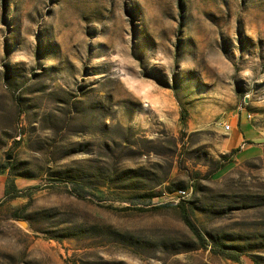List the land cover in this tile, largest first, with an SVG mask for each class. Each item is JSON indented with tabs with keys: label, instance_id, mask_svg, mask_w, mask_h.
Here are the masks:
<instances>
[{
	"label": "rangeland",
	"instance_id": "1",
	"mask_svg": "<svg viewBox=\"0 0 264 264\" xmlns=\"http://www.w3.org/2000/svg\"><path fill=\"white\" fill-rule=\"evenodd\" d=\"M0 264H264V0H0Z\"/></svg>",
	"mask_w": 264,
	"mask_h": 264
},
{
	"label": "crops",
	"instance_id": "2",
	"mask_svg": "<svg viewBox=\"0 0 264 264\" xmlns=\"http://www.w3.org/2000/svg\"><path fill=\"white\" fill-rule=\"evenodd\" d=\"M220 130L223 133V122H220ZM255 129V130H254ZM258 138V132L253 124L245 118L243 112L236 111L230 135L219 144L221 149L229 152L233 149L244 147L252 138Z\"/></svg>",
	"mask_w": 264,
	"mask_h": 264
},
{
	"label": "built area",
	"instance_id": "3",
	"mask_svg": "<svg viewBox=\"0 0 264 264\" xmlns=\"http://www.w3.org/2000/svg\"><path fill=\"white\" fill-rule=\"evenodd\" d=\"M223 126H229L230 130L232 129L231 123H223ZM188 194H189L188 190H185L184 192H178L179 197H186V196H188Z\"/></svg>",
	"mask_w": 264,
	"mask_h": 264
},
{
	"label": "trees",
	"instance_id": "4",
	"mask_svg": "<svg viewBox=\"0 0 264 264\" xmlns=\"http://www.w3.org/2000/svg\"><path fill=\"white\" fill-rule=\"evenodd\" d=\"M234 259V258H233ZM236 260H237V258H236ZM237 261H239V260H237Z\"/></svg>",
	"mask_w": 264,
	"mask_h": 264
},
{
	"label": "bare ground",
	"instance_id": "5",
	"mask_svg": "<svg viewBox=\"0 0 264 264\" xmlns=\"http://www.w3.org/2000/svg\"><path fill=\"white\" fill-rule=\"evenodd\" d=\"M180 192H184V191H180Z\"/></svg>",
	"mask_w": 264,
	"mask_h": 264
}]
</instances>
